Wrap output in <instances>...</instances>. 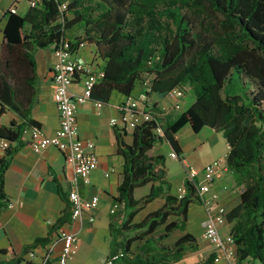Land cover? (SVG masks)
<instances>
[{
  "label": "trees",
  "instance_id": "trees-1",
  "mask_svg": "<svg viewBox=\"0 0 264 264\" xmlns=\"http://www.w3.org/2000/svg\"><path fill=\"white\" fill-rule=\"evenodd\" d=\"M24 14L8 12L0 50V119L12 111L20 119L0 121V140L9 142L0 158V214L10 199L5 179L11 161L23 145L27 129L41 127L32 117L37 101L38 62L35 50L59 49L68 40L73 52L95 46L97 66L103 70L91 99L110 101L117 91L147 97L150 118L133 127H117L118 153L124 158L123 179L114 198L119 207L110 222V253H122L116 264H173L199 239L190 232L174 243L169 238L188 225L190 205L202 204L199 181L186 177L184 196L171 190L166 157L154 153L158 144H170L179 159L183 150L179 131L190 125L195 132L208 127L225 137L228 167L245 188L241 203L228 214L235 220L234 236L239 264L247 259L264 264V0H36ZM20 3V2H19ZM66 4L63 9L62 5ZM82 33L69 35L75 26ZM83 44V46H81ZM77 77V75H76ZM237 82L240 91L230 88ZM188 87L194 102L171 116L151 95L167 97ZM150 185L136 198L137 188ZM67 211L50 225L46 237L25 244L20 252L0 250V264H20L38 246L72 221ZM158 198L156 210L137 221V215ZM198 264H216L211 254Z\"/></svg>",
  "mask_w": 264,
  "mask_h": 264
},
{
  "label": "crops",
  "instance_id": "crops-1",
  "mask_svg": "<svg viewBox=\"0 0 264 264\" xmlns=\"http://www.w3.org/2000/svg\"><path fill=\"white\" fill-rule=\"evenodd\" d=\"M18 5L20 4L18 3ZM9 6H4L2 9ZM20 8L18 6L19 13L24 14L28 9V5L26 4L23 12H21ZM5 23L6 18L0 17V50L4 41L3 28ZM49 49H51L50 53L42 55V70L37 53L38 50H46V48L35 50L38 62L37 101L32 109V117L39 122L47 135H53L60 126V118L54 98L53 65L56 58L53 48L49 47ZM76 55L89 63H93L96 68L101 64V61L96 59L95 46L93 45L81 47L76 52ZM81 81L82 77L77 76L72 86L74 91H80ZM115 93H118L116 94L118 96L115 97ZM125 98L124 94L114 91L110 101L104 103L100 110L97 109L94 101L81 105L77 110L79 134L82 138L95 142L99 156L98 167L91 172L89 182L81 184V195L84 198L98 195L101 201L98 208L92 212L96 217L94 222L90 223L88 221L90 213L86 212L82 219L70 221L63 225L66 229L78 230L80 237L78 251L69 258L68 264H103L111 255L110 222L113 216L111 210L115 204L114 198L119 194V186L124 172V158L118 153L116 131L118 126L111 125V119L119 116L121 105L124 103ZM169 98L172 99L169 96L160 97L153 94L148 101L149 103H157L169 115L175 116L177 109L174 106L173 99L172 102L170 100L167 101ZM13 119L20 122L15 113L7 111L2 115L0 121L4 125H10ZM188 126L192 129L190 125H187L177 135L183 150L182 157L185 160L187 151L206 144V142L201 143L198 140L197 135L201 131L197 133L192 129L194 134L190 136L189 131L186 130ZM126 130L125 139L128 143H131L133 128L127 126ZM29 140L30 129H27L23 136V145L15 153L6 173L5 192L10 201L7 208L3 209L0 214L2 221L0 223V250L12 247L16 252H20L25 244L32 243L38 238L46 237L49 226L56 224L59 218L69 211L68 203L61 192L68 196L69 191L74 187L76 178L74 166L67 162L65 154L56 147L49 146L40 152H36L31 147ZM218 141L219 138L217 136H213L210 139L213 144ZM159 145L163 146L165 144L161 143ZM164 149L168 150V154L171 156L172 147L166 144ZM156 150L157 147L154 149L156 154H165L164 151H158L159 153H157ZM226 154L227 152L223 156L212 157L201 168L190 165L187 160L186 162L189 166L200 171L199 180L201 181V171L204 167L216 159L224 158ZM4 155L5 151L0 148V158ZM186 177L187 175L184 179ZM242 185L243 183L240 186ZM225 186L228 187L226 190ZM233 187V181L226 173V170L219 169L213 189L220 193V203L227 207L228 214L241 203L242 191L239 192L238 197V188ZM174 194H178V192ZM10 203L15 204L14 208L9 207ZM204 220H202L203 233ZM230 222H235V220H229L227 215V222L220 229L222 235L231 234L233 226L230 228L226 227V224ZM59 230L53 235L51 243L46 247L38 246L35 249V256L31 257L28 254L26 259L39 263L42 260L44 251L53 248L48 264H58V255L62 247ZM200 249L199 242V246L196 249H188L183 258L173 264H198L211 254L217 255L215 248L209 241L203 252ZM215 263L233 264V259L222 256ZM244 264H257V262L253 259H247Z\"/></svg>",
  "mask_w": 264,
  "mask_h": 264
},
{
  "label": "built area",
  "instance_id": "built-area-1",
  "mask_svg": "<svg viewBox=\"0 0 264 264\" xmlns=\"http://www.w3.org/2000/svg\"><path fill=\"white\" fill-rule=\"evenodd\" d=\"M23 0H14L7 8H0V17H5L8 12L19 13L18 3ZM28 6H36V0H26ZM66 8V4L62 5ZM83 46V44H81ZM55 62L53 65V79L55 82L54 98L59 112L60 126L53 135H47L41 127H33L30 129L31 147L36 151L54 146L61 150L69 164L74 166L76 178L74 187L69 191L68 197L72 211V221L82 219L86 212H89L88 221L94 222L96 217L92 213L100 204V197L94 195L91 198H84L81 195V184H87L90 180L91 172L98 167L99 156L96 151V144L92 140L84 139L79 134V126L77 121L78 108L89 102L92 90L96 82L104 76L101 69L95 67L93 63H89L76 55L70 47L68 40H65L59 49L54 50ZM76 75L82 77L80 91H74L72 86L75 83ZM185 94L180 89L173 90L169 97L174 100L176 109L181 108V101ZM147 97L142 93L138 98L133 95L126 96L124 103L121 105L118 117L111 119L113 126H130L135 127L150 118L148 111L144 107ZM97 109H101L103 102L94 101ZM9 146L6 140H0V148L4 151ZM171 156L178 158L175 152H171ZM187 169V177L191 181H199V192L202 204L205 206L207 215L204 220V237L213 245L217 255L215 261L220 257L227 256L233 259V264L237 262V246L232 234L222 235L220 229L227 222L228 210L225 205L220 203L221 195L213 189L219 169L227 170L229 167L226 163V156L216 159L207 164L202 172V180H199L200 171L187 164L182 159ZM228 187L225 186V190ZM186 193V188L182 184L178 189V196L182 197ZM15 204L10 203L9 207L14 208ZM119 207L115 203L111 212L114 213ZM0 223H2L0 219ZM59 238L62 241V247L58 255V264H68L69 258L78 251L80 237L78 230H70L64 227L59 230ZM53 248H49L43 253L42 260L35 263L30 259L20 264H48ZM36 250L29 253L34 257ZM122 253L110 255L103 264H116L122 257Z\"/></svg>",
  "mask_w": 264,
  "mask_h": 264
},
{
  "label": "rangeland",
  "instance_id": "rangeland-1",
  "mask_svg": "<svg viewBox=\"0 0 264 264\" xmlns=\"http://www.w3.org/2000/svg\"><path fill=\"white\" fill-rule=\"evenodd\" d=\"M14 2V0H0V8L4 6L11 5ZM21 8V12H23V9L26 8V4L28 5L26 0H23L19 3ZM69 35H75V34H80L82 33V28L80 26H75L73 29L69 30ZM91 46V45H90ZM89 47V45H87ZM51 49L46 48V50H38L37 57L39 59L40 67L41 70L43 68V60H42V55L45 53H50ZM240 84V82H239ZM237 82H234L232 84V87L230 86L231 89L240 91V86ZM118 93H115V97L118 96L116 95ZM171 101L172 99H168L167 101ZM195 100V95L194 93L190 90L188 87L186 95L181 101V108L177 109L176 114L181 113L182 111L186 110ZM190 133V136L194 134V131L188 126L187 127ZM185 132V131H184ZM187 132V131H186ZM188 135V134H187ZM198 140L203 143L206 142L203 146H200L199 148H196L191 151H187L186 153V160L189 162L190 165H193L196 168H201L203 167L212 157L214 156H223L224 153L228 152L229 147L228 143L223 136L222 133L220 132H215L211 130L208 127H205L201 130V132L197 135ZM213 136H217L219 138V141L216 142L215 144L210 142V139ZM164 144H169L168 142H164ZM165 145H157V153L158 151H164L165 157H166V166L168 169V180L171 184V190L173 193L178 192L179 187L182 185V181L184 177L187 175L186 171V166L183 164V162L179 158H173L168 154V150H165ZM170 145V144H169ZM226 173L230 176V178L233 181L234 187L238 188L237 195L239 197V192L242 191L245 188V183H243L242 186H240L242 183L240 182V179L238 176L230 169L228 168L226 170ZM150 185H146L140 188H137L135 190V196L136 198H140L150 191ZM233 187V188H234ZM162 198H158L152 203H150L142 212H140L137 215L136 220L140 221L143 219V217L149 213L150 211L156 210L159 208L162 203H163ZM206 217V208L203 204L194 202L190 205L189 209V215H188V225L185 230L177 229L171 237L169 238L170 243H174L176 240H178L184 233L190 232L194 234L195 236L198 237L199 242H200V250L203 252L206 249V246L208 244V240L204 237L203 233V227H202V220L205 219ZM235 222H230L226 224V227L230 228L231 226L234 225ZM200 253V252H199ZM180 261V260H179ZM178 262V261H177ZM257 264H262L259 260H256Z\"/></svg>",
  "mask_w": 264,
  "mask_h": 264
}]
</instances>
